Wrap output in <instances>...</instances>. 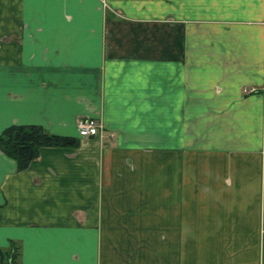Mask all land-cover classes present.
Wrapping results in <instances>:
<instances>
[{"label": "crops", "instance_id": "crops-1", "mask_svg": "<svg viewBox=\"0 0 264 264\" xmlns=\"http://www.w3.org/2000/svg\"><path fill=\"white\" fill-rule=\"evenodd\" d=\"M13 125L79 142L0 151L19 264H264V0H0Z\"/></svg>", "mask_w": 264, "mask_h": 264}, {"label": "trees", "instance_id": "trees-1", "mask_svg": "<svg viewBox=\"0 0 264 264\" xmlns=\"http://www.w3.org/2000/svg\"><path fill=\"white\" fill-rule=\"evenodd\" d=\"M78 143L74 138L51 135L35 125H13L0 135V151L17 162L19 171L26 170L38 159L44 148H73ZM0 256L2 264H19L17 253H4L0 250Z\"/></svg>", "mask_w": 264, "mask_h": 264}, {"label": "built area", "instance_id": "built-area-1", "mask_svg": "<svg viewBox=\"0 0 264 264\" xmlns=\"http://www.w3.org/2000/svg\"><path fill=\"white\" fill-rule=\"evenodd\" d=\"M255 90L245 89V94L254 93ZM79 136L81 138L98 137L103 139L105 137L106 129L101 120L95 118H88L81 121L78 125Z\"/></svg>", "mask_w": 264, "mask_h": 264}]
</instances>
